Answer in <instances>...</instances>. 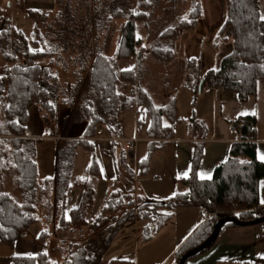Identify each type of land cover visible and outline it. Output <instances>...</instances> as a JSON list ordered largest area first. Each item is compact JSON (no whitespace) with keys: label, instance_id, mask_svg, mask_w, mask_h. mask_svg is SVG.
I'll return each instance as SVG.
<instances>
[{"label":"trees","instance_id":"trees-1","mask_svg":"<svg viewBox=\"0 0 264 264\" xmlns=\"http://www.w3.org/2000/svg\"><path fill=\"white\" fill-rule=\"evenodd\" d=\"M259 4L260 0H224V18L211 44L216 51L219 43L228 47L218 56L216 66L203 78H198L197 67L192 61L187 63L189 70L183 85L192 92V105L198 86L201 88L205 83L234 92L240 102L254 96L256 81L264 79V20L259 16ZM84 6L85 11L78 16V23L66 4L58 9L52 24L46 23V16L39 11L25 9V16L32 21L29 37L16 29L7 18L0 24V56L9 65L0 72V112L3 120L0 123V142L8 144V169L19 196L0 192V242L11 246L15 240L23 237L27 228L38 219L37 200L42 205L48 204L43 199L49 191L53 217L45 220L51 222L54 233L82 227L96 231V235L84 243L69 245L61 264H99L121 225L135 220L145 221L141 227L145 240L171 218L172 211L177 207H195L210 214V218L197 226L177 248L176 258L200 244L219 218L232 216L239 221H249L263 215L264 206L258 202L257 182L264 177V162L255 157V117L242 115L232 119L237 126L238 140L230 144L227 158L213 167L210 178H197L203 144L193 142L188 176L179 179L186 191L174 193L163 201H153L143 196L133 198L129 190L112 186L98 214L87 221L93 204V180L99 177L97 162L91 155L85 177L72 182L81 187V194L77 206L70 209L65 217L64 200L71 186L69 179L75 150L80 147L92 153L90 139L94 138L97 126H101L111 139L109 150L112 154L117 143L114 140L120 136L118 115L135 106L144 107L149 118L145 129L147 150L145 157L136 164V174L143 175L150 155L165 139L171 138L173 126L178 121L174 114V93L165 104L154 106L145 90L131 87L145 55L160 62H168L172 58L169 48L144 49L135 36V23L146 21L147 3L138 0V10H127L124 14L110 9L108 17L106 14L98 17L95 8L88 10V5ZM201 10L199 0H195L188 17L180 19L175 29H164L159 37H174L175 30L194 28ZM119 17L124 22L113 53L107 56L91 34L109 25L112 18ZM41 26L45 28L44 35L40 31ZM54 26L57 30L52 33ZM73 48H77V59L82 61V65L72 71L73 81L65 88L57 75L59 72L53 71L55 63L51 60L54 56L59 59L69 50L73 52ZM128 58H134L135 68L119 69L117 62ZM126 85L131 87L128 94L118 90ZM58 103L70 106L71 111L63 117L59 138L54 140L52 178H45L37 184L34 141L25 136L27 108L35 104L44 113V124L52 127L47 135L53 136ZM190 121L195 122L192 116ZM81 122L84 123L81 137H66L67 128ZM136 123L139 127L140 120ZM194 125L204 134L203 124L196 122ZM123 172L126 178L132 176V171L127 167L123 168ZM107 215L108 223L104 226ZM225 226L237 225L228 222L222 228ZM48 236L43 226L37 236L41 250L32 256L12 255L10 264H56L48 260L44 250ZM261 263L264 264V261Z\"/></svg>","mask_w":264,"mask_h":264},{"label":"crops","instance_id":"crops-1","mask_svg":"<svg viewBox=\"0 0 264 264\" xmlns=\"http://www.w3.org/2000/svg\"><path fill=\"white\" fill-rule=\"evenodd\" d=\"M53 7L52 0H0V10L3 8L8 12L11 11L13 16L15 10L33 9L43 12L52 10ZM259 16L260 18L264 17V0H260ZM2 21L3 19L0 20V24ZM201 53L203 54V51ZM213 54L212 59L216 56L215 51ZM130 59L119 60L117 67L119 69L135 68L136 65L133 66L134 64ZM212 68L206 69L202 75H199V67L197 66L198 75L203 78ZM181 85L183 83L176 85V87L165 89L162 104H152L154 106L165 104L173 93L177 97L176 95L180 92ZM68 87L69 84L65 83V88ZM144 110L143 106H135L133 109L118 115L120 136L114 140L117 143L112 151L113 155L109 150V141L111 139L106 134V137L102 138V143L92 141L94 138L90 139L92 142V153L80 147L75 150L69 179V185L71 186L66 192L64 200L63 210L65 217L68 216L70 209L77 206L81 194V187L72 184V182L85 177V168L90 162L91 155L94 156L97 162L99 177H95L93 180V204L87 215V221L98 214L112 186L120 190H129L134 197L143 196L153 201H163L174 193L186 191V187L179 179L188 176L193 142H202L203 144L201 159L196 170L197 178H210L213 167L227 158L230 144L239 138L238 132L231 130L230 125V121L236 116L254 115L256 122L255 157L257 160L264 162V159H261L264 156V79L256 81L254 96L249 97L244 102L238 101L236 94L230 90L212 87L206 83L203 84L197 91L193 105L192 117L195 122H189L188 118L176 116L174 113L178 121L173 126L171 138L165 139L163 144L150 155L144 174L137 175L136 164L137 161L145 157L146 143L148 141L145 136V129L148 126L149 118L144 113ZM137 120H140L139 127L136 123ZM196 122L203 124L204 134H201L200 129L194 125ZM99 130L105 133L101 126H99ZM45 137L54 141L59 138V134ZM120 153H122L123 157ZM35 163L37 184H40L45 178H52L54 168L51 175L40 176L38 174L37 161ZM124 167L132 171L131 177L126 178V173L123 172ZM257 195L259 204L264 206V203H262L264 201V177L259 178L257 182ZM43 200L46 203L48 202V204L42 205V202L37 200L38 219L27 228L23 237L15 240L11 246L7 247L8 249L4 247L7 245L0 242V264H10L9 258L12 255L32 256L39 252L41 246L37 241V236L43 226L48 234H50V231L54 233L51 222L45 220L53 217L51 191L46 193ZM162 212L166 211L162 210ZM203 212L205 211L195 207L175 208L172 211L171 218L166 220L150 236L154 237L159 233L164 235L159 248L152 251V255L158 252L157 256L153 257L149 263L147 261L151 257V253L150 255L146 253L144 258H137L136 254H133L131 260L128 256H123L120 253L110 254L105 257L106 255L104 254L108 250L121 247L120 242L124 241L125 238L123 231H126V235L132 233L131 238L134 245L137 243V230L145 224V221L135 220L125 223L131 225L125 227L126 225L123 224L118 228L101 256L99 264H176L178 258H176L175 251L177 248L197 226L209 218L204 217ZM69 232L76 236L80 234L81 237L84 232L86 234L88 232V238L96 235V231L82 227L79 230L69 229L62 231L58 238L64 237L63 234ZM71 244L81 243L68 242L66 251ZM65 255L66 253L64 258ZM262 260L264 261V222L257 225L225 226L221 228L215 240L205 251L188 258L183 264H262Z\"/></svg>","mask_w":264,"mask_h":264},{"label":"rangeland","instance_id":"rangeland-1","mask_svg":"<svg viewBox=\"0 0 264 264\" xmlns=\"http://www.w3.org/2000/svg\"><path fill=\"white\" fill-rule=\"evenodd\" d=\"M53 9L40 12L46 16L45 22L52 24V19L61 5L66 4L68 6L69 12L76 18L75 21L78 23V16H82L85 11V6L88 5V10L95 8V14L100 17L106 14L108 17V10L117 9L124 14L127 10H138V0H52ZM148 5V10L146 11V21L135 23V36L140 40V45L147 49L149 47H160L169 48L172 51V58L168 62H160L150 55H145L144 60H142L135 82L132 84V88L140 87L146 90L150 96L152 103L155 105L162 104L165 89L176 87V85L185 82L186 72L188 73L189 66L188 62L192 61L195 67H199V75H202L206 69L215 67L217 64L218 56L227 49V45L223 46L218 44V50L216 51L212 46V41L215 32L221 25L224 18V0H199L201 5V16L197 20L194 28L185 30H175L176 34L174 37H159L160 33L167 27H172L175 29L176 23L180 19H186L188 17V11L193 5L195 0H144ZM60 4V5H59ZM4 8V6H3ZM0 10V20L9 19L11 24L16 28L20 29L26 37H29L30 28L32 21L27 19L24 10H15V14L11 11H6L5 9ZM107 8V9H106ZM107 11H104V10ZM76 10V12H75ZM11 13V14H10ZM51 19V20H49ZM124 19L122 17L112 18L109 25L103 27L102 30L93 31L92 37L95 38L97 46L101 45L103 53L110 56L116 45V41L119 36V30L123 24ZM45 23V24H46ZM75 23V26H76ZM78 26V25H77ZM76 26V27H77ZM54 33L57 27L52 28ZM76 28L75 30H77ZM173 29V30H174ZM41 33L45 34V28L40 27ZM75 33V31H73ZM42 35V36H43ZM77 39V38H76ZM47 41V40H46ZM77 41V40H76ZM204 46V47H203ZM39 47V46H38ZM216 56L212 59L214 51ZM72 51L63 53L59 56H54L51 61H53L54 66H52L53 71H58L57 73L59 80L62 85L65 83L70 84L73 81L72 71H76L79 68L82 61L77 59V53L73 48ZM203 51V54L201 53ZM130 59V58H129ZM133 66L136 65L134 59H130ZM84 64V63H83ZM87 64V61L86 63ZM9 65L4 62L0 56V72H3ZM188 66V68H187ZM71 72V74L69 73ZM198 72V69H197ZM85 73V72H84ZM66 74V75H65ZM198 78H200V76ZM85 77V75H84ZM83 77V78H84ZM130 85H126L118 88L119 91L128 94ZM181 89L177 97H175V111L176 116L183 117L185 119L192 116L193 105L192 92L183 85L180 86ZM197 95V92H196ZM195 95V97H196ZM60 102V100H58ZM195 101V100H194ZM77 102L74 103L76 106ZM70 106L62 103H58L55 112V123H54V134L58 135L62 127V120L65 113L69 112ZM145 111V110H144ZM145 113V112H144ZM146 114V113H145ZM44 113L35 105L30 104L27 108V120L25 124V136L33 139L34 141V152L35 161L38 164V174L41 176H49L52 174L54 168L53 158V148L54 141L51 138H47L48 129L52 130V127H48L44 124ZM2 117L0 112V123H2ZM149 123V122H148ZM165 123V122H164ZM84 123L71 124L67 130L66 135L71 138H78L82 135V130ZM103 137H106L105 133L99 130L97 127L96 135L92 141L103 142ZM8 144L0 142V192H6L12 196L18 195V191L15 189L13 184V176L11 171L8 169L7 154ZM7 151V152H6ZM82 151V150H80ZM126 191V190H123ZM133 198H135L132 195ZM162 211V210H161ZM210 215V214H209ZM109 215L106 216V221L103 225H107ZM210 218V217H209ZM54 220V219H53ZM125 227H129L131 224H125ZM124 227V229H125ZM123 231V230H121ZM125 233L124 241L120 242L121 247L119 249L108 250L104 255L108 257L110 254H122L123 256H128L132 258L133 254H136L137 258H144L147 254L151 257L148 258L147 263L153 257H156L158 252L152 255V251L159 248V244L162 241L164 235L156 234L154 237L148 239L142 238V228L137 230V243L134 245L131 234L126 235ZM131 232V231H130ZM49 236L46 240L45 253L50 262L60 264L66 253V244L68 242L82 243L88 238V232L83 233L81 237L73 235L72 232L64 233V237L58 238L59 234L62 233H52L49 232ZM91 235V234H90ZM63 238V239H62ZM128 240V241H127ZM2 243V242H1ZM4 245H7L4 243ZM9 245L4 246L8 249Z\"/></svg>","mask_w":264,"mask_h":264},{"label":"water","instance_id":"water-1","mask_svg":"<svg viewBox=\"0 0 264 264\" xmlns=\"http://www.w3.org/2000/svg\"><path fill=\"white\" fill-rule=\"evenodd\" d=\"M197 91H199V86L197 88ZM228 222L233 223L237 226L257 225V224L264 222V214L255 218V219L249 220V221H239L235 217H232V216L219 218L218 220H216L213 223L212 230L209 233V235L200 244H198L197 246L192 247V248L186 250L184 253H182L178 257L176 264H183L185 262V260H187L191 256H194L195 254H197L202 249L208 247L215 240V238L217 237L222 226Z\"/></svg>","mask_w":264,"mask_h":264},{"label":"built area","instance_id":"built-area-1","mask_svg":"<svg viewBox=\"0 0 264 264\" xmlns=\"http://www.w3.org/2000/svg\"><path fill=\"white\" fill-rule=\"evenodd\" d=\"M230 125H231V130L237 131V126L232 123V120L230 121ZM202 214L204 217H210V215L206 212H203Z\"/></svg>","mask_w":264,"mask_h":264},{"label":"snow or ice","instance_id":"snow-or-ice-1","mask_svg":"<svg viewBox=\"0 0 264 264\" xmlns=\"http://www.w3.org/2000/svg\"><path fill=\"white\" fill-rule=\"evenodd\" d=\"M262 20H264V17H261ZM261 159H264V156L261 157ZM264 203V201H262Z\"/></svg>","mask_w":264,"mask_h":264}]
</instances>
